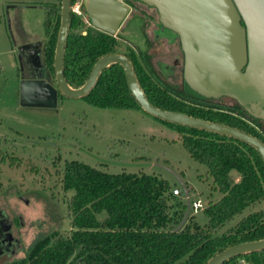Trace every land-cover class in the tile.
<instances>
[{"label":"trees","instance_id":"1","mask_svg":"<svg viewBox=\"0 0 264 264\" xmlns=\"http://www.w3.org/2000/svg\"><path fill=\"white\" fill-rule=\"evenodd\" d=\"M60 14V7H52L45 45L50 72L54 69ZM70 22L65 76L73 88L87 81L101 57L122 54L133 63L139 83L154 106L226 124L264 142L252 125L262 123L245 114L238 103L215 110L214 104L194 100L182 84L175 86L161 77L148 53L129 45L124 50L119 35L102 32L74 13ZM83 99L100 108L143 111L120 65L106 69ZM160 121L178 131L192 158L208 169L212 183L203 210L207 224L201 226L191 210L193 214L190 211L178 229L188 209L185 193L179 185L182 195H175L165 178L145 172L112 174L69 161L62 170V186L65 191H74L68 204L71 229L40 237L24 259L11 264H207L227 248L264 239V209L253 210L264 200V161L259 153L228 136ZM0 159L2 163L10 160L12 165L18 160L1 151ZM213 193H220L221 198L214 199ZM242 259L264 264V250L225 264H241Z\"/></svg>","mask_w":264,"mask_h":264},{"label":"rangeland","instance_id":"2","mask_svg":"<svg viewBox=\"0 0 264 264\" xmlns=\"http://www.w3.org/2000/svg\"><path fill=\"white\" fill-rule=\"evenodd\" d=\"M61 2L0 0V151L18 159L14 165L0 159V211L12 223L9 248L14 249L0 258V264L24 259L42 236L71 229L68 204L74 191L62 186V170L69 161L112 174H156L169 180L174 191L182 184L191 188L192 201L207 202L211 193L207 167L192 158L179 132L142 110L100 108L63 94L55 107L20 106L22 78L15 46L23 34L48 41L52 7L61 8ZM80 17L90 25L84 13ZM158 27L156 9L133 4L118 33L121 45L148 53L163 79L183 85V65L172 66L176 58L183 62L180 45L173 44V38L156 39ZM50 74L56 87L55 69ZM263 209L264 200L253 210ZM196 217L201 226L208 223L203 210Z\"/></svg>","mask_w":264,"mask_h":264},{"label":"water","instance_id":"3","mask_svg":"<svg viewBox=\"0 0 264 264\" xmlns=\"http://www.w3.org/2000/svg\"><path fill=\"white\" fill-rule=\"evenodd\" d=\"M130 2L156 9L160 27L179 38L184 54L183 87L190 98L209 104L230 98L247 114L264 121V0H82V12L92 27L116 37L132 10ZM61 4V25L54 57L57 86L43 76L22 77L21 107H55L59 94L72 99L84 98L106 69L120 65L132 94L147 114L239 140L254 148L264 161V142L257 137L226 124L154 106L139 83L133 63L125 55L115 53L101 57L87 81L73 88L65 76L72 0H62ZM182 187L188 209L178 229L191 210V188L184 184ZM2 220L6 228L11 227L5 215ZM262 250L264 239L240 243L218 253L207 264H225Z\"/></svg>","mask_w":264,"mask_h":264},{"label":"flooded vegetation","instance_id":"4","mask_svg":"<svg viewBox=\"0 0 264 264\" xmlns=\"http://www.w3.org/2000/svg\"><path fill=\"white\" fill-rule=\"evenodd\" d=\"M23 35L25 37L23 41L20 43H17L15 46L16 51L20 58L21 78L22 77L36 78L37 76H43L44 78L51 80V74L46 65L45 45L47 42L42 43L41 41L35 40L36 38L34 37L30 38L29 36H26V34H23ZM156 35H157L156 39L158 40H161V39L168 40L169 38L175 39L174 42L172 43L175 44V42H178L180 45V49L182 50L181 44L179 42V38L176 35H172L169 30H164L163 28L158 27V29H156ZM181 65H183L182 66V71H183L184 54H183V62L182 63L180 62V58H176L172 66L180 67ZM166 68L169 69V67H166ZM223 99L234 101L235 104L230 105L229 103H225L223 102ZM223 99H221L217 104H214V105H220V106L224 105V106H232V107L236 106L237 102L235 100L230 99V98H223ZM241 109L244 111L245 114H247L242 107ZM257 120H259L262 123V125L261 124L259 126L256 124H252V125H255L256 129L259 131L260 134H262L263 139H264V121L261 119H257ZM249 122L252 123L251 121ZM2 215L3 213L0 211V258L5 256L7 252H14V249L12 250L9 248L11 239H10V234L8 231L11 229V227L6 228L3 225Z\"/></svg>","mask_w":264,"mask_h":264},{"label":"built area","instance_id":"5","mask_svg":"<svg viewBox=\"0 0 264 264\" xmlns=\"http://www.w3.org/2000/svg\"><path fill=\"white\" fill-rule=\"evenodd\" d=\"M71 10H72V13H74L76 15H79V16H82L83 15V12H82V1L80 0L77 3V5H75V6L72 7ZM181 193H182V191H181L180 188L174 191V194L177 195V196H180ZM205 206H206V202H203L201 200H194L191 203V210H193V212L196 214L200 210H204ZM241 264H250V262L245 261L244 259H242L241 260Z\"/></svg>","mask_w":264,"mask_h":264},{"label":"crops","instance_id":"6","mask_svg":"<svg viewBox=\"0 0 264 264\" xmlns=\"http://www.w3.org/2000/svg\"><path fill=\"white\" fill-rule=\"evenodd\" d=\"M35 40L41 41L42 43H43V42H47L46 40H43V39H41L40 37H36Z\"/></svg>","mask_w":264,"mask_h":264}]
</instances>
